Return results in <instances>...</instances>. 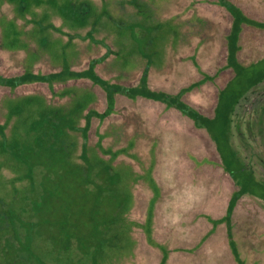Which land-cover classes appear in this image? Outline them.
<instances>
[{"label": "rangeland", "instance_id": "rangeland-1", "mask_svg": "<svg viewBox=\"0 0 264 264\" xmlns=\"http://www.w3.org/2000/svg\"><path fill=\"white\" fill-rule=\"evenodd\" d=\"M104 1L108 11L90 19L87 28H77L78 42L75 49H70L71 55L82 58V52H75L83 43L79 42V34L88 33L90 43H100L104 51L113 53L105 67L98 70L100 76L118 75L128 87L148 79L152 90L172 94L190 87L195 105L205 98L210 112L218 102L221 110L227 107L229 98L238 97L233 113L228 121L213 122L208 132L196 128L188 117L161 102L141 96L131 101L122 95L116 101L120 113L102 120L91 118L92 130L102 124L104 139L100 147L96 141L91 145L88 142L84 149L83 137L76 129L77 120L83 121L82 109L85 113L90 109L103 113L106 109L104 92L99 86L87 79H73L67 83L71 93L59 85L58 93L52 95L46 83H33L26 91L19 90L18 95L0 84V124L6 126L0 133V203L17 205L19 224H24L26 232L34 236L25 238L29 244L23 246L24 251L2 255L0 247V264H159L160 248L148 246L143 230L132 227L127 220V206L132 199L124 203L123 223L114 225L110 204L115 202L110 198L113 200L119 194L110 192L109 183H105L100 209L93 211L97 202L94 185L105 179L97 175L98 166L101 160L109 159V139H122V135L135 130L140 131V140H127L117 158L120 162L115 163L122 164L121 167L126 163L139 165L143 169L152 168L150 163L154 160L160 163L155 173L165 195L161 209L157 208L155 213L154 237L158 244L168 247L167 264H238L227 240L225 223L214 227L208 218L220 219L226 214L231 194L239 189L231 182L240 177L247 179L248 192L237 199L232 212V216L236 213L242 217L232 221L234 248L244 264H264V80L256 83L264 76V29L242 26L238 61L245 69L227 90L219 92L233 75L232 69L221 68L227 62L225 35L231 30L232 17L214 4L216 0H135V4L123 0L122 7V0ZM230 1L247 17L264 22V0ZM113 4L119 7L115 5L114 10ZM198 18L206 23L200 24ZM61 22L56 26H66L65 21ZM55 33H45L44 45L35 40V48L23 46L25 39L20 36L22 50L0 48V75L21 74L27 61L35 73L44 75L59 69L66 58L48 50L61 39ZM199 50L205 58L202 56L201 62L205 73L192 63V52ZM81 65L79 68L86 67L87 60ZM204 74L209 79L196 85L195 81L202 80ZM87 89H94L100 98L94 100ZM62 91L64 96L59 97ZM187 97L182 98L187 101ZM187 102L192 104V98ZM48 106L60 113L51 116ZM111 123L115 128H109ZM53 150H57V156ZM83 151L89 165L83 160ZM43 165L50 172L49 177L41 174ZM26 170H31L35 178L29 172L28 178L11 179L13 175L22 177ZM117 186L122 195L129 194L127 182L121 181ZM141 196L143 199L137 201L133 210L138 221L144 217L146 206ZM33 201L37 208L32 211L28 208ZM242 221L246 227L240 230ZM50 224L57 226L56 231ZM87 226L88 231L92 227L95 231L91 242L85 244ZM248 229L253 232L251 240L243 235ZM259 239L256 250V245L251 244ZM61 244L65 250H60ZM92 256H97V260L93 261Z\"/></svg>", "mask_w": 264, "mask_h": 264}, {"label": "trees", "instance_id": "trees-1", "mask_svg": "<svg viewBox=\"0 0 264 264\" xmlns=\"http://www.w3.org/2000/svg\"><path fill=\"white\" fill-rule=\"evenodd\" d=\"M134 1L135 0H130L128 2L135 4L137 0L135 2ZM120 3L122 7V5L124 4L123 0L120 1ZM214 4L224 8L232 17L231 30L227 35H225V39L227 42V64L225 68L232 69L234 74L233 77L230 79V81H228L227 85L223 89L219 90V92H222L227 90L228 87H230V85L235 80L238 79V77H241L242 72L245 69L243 64H240V62L237 59V53L241 50L239 40H240V33L242 31V25L245 24L259 29H264V22L256 21L254 19L247 17L243 13V11L239 7H237L234 3H232L230 0H216ZM115 5L116 4H113L114 10L116 9V7H119L118 6L119 4L116 5V7ZM106 10L108 11V8H107V3L104 0H0V48H4V49L7 48L9 49V51H13V52H16L17 50H22L23 47H20L18 42L19 36L21 37V39H25L21 43L23 46H28L29 48L30 47L35 48V40H37L40 43V45H44L45 41L42 38L45 36V33H47L48 31H54L56 32L55 33L56 35H60L61 39L59 42H56L58 44L55 47L48 48V50L51 52L52 55L59 54L63 56V58L66 59L69 58V60L66 61L65 59L63 63L61 62V67H59V69H56L55 71L44 75L41 73H35V71L32 69L33 67H31L28 61L26 60L27 63L23 65V72L21 74L12 77H3L0 75V84L7 86L8 89H10L11 93H15L18 95H19V90L24 88V91H26L25 88L26 87L28 88V86H32L31 84L33 83H46L52 95L53 93L57 94L59 91L58 88L60 87H62V89L65 88L66 90H68L69 88H67V83L68 81L70 80L72 81L73 79H81V78L87 79L90 80L93 85L99 86L101 91L104 92L106 109L104 110L103 113L96 112L95 110L92 111L91 109L88 111V113H85V111H83L82 109L80 114H84L82 117L83 121L81 120L79 122V120H77L76 129L77 131L80 132V135L83 137L84 149L87 148L88 142H90L91 145L97 141V147H100L101 141L104 139L100 131V126L102 124L99 123L98 127L96 125L92 130L91 118H93V116H96L100 120H102L104 117L108 115L110 116L111 114L120 113L121 109L118 108V104L116 101L119 99V97H122V95L127 97V100H131V101H133L132 100L133 98H137L141 96L157 102H161L166 106V108L168 109L174 108L178 110L183 116H187L188 118H190L193 121V124L196 128L198 129L203 128L208 132H210L209 129H211L213 122H217L219 119H224L225 121L230 120L229 117L233 113V106L234 104H236L238 97L229 98V102L228 104H226L227 107L223 109L221 107V110L219 108L220 102H218V105L215 107V116L210 119L208 117L201 115L197 110L189 106L182 99L184 92L189 91L190 87L182 88L178 94H172V93L164 92L162 90H152L148 86L149 85L147 82L148 79L147 80L141 79L139 85L134 87L132 86L128 87L126 84H123L120 81V76L118 75L116 76L110 75L109 78L100 76L98 70L105 67L106 60H108L109 59L108 57L113 53L110 52V50L108 52L104 51L102 49V44L100 43H97L96 45L90 43L89 42L90 34L88 33L86 34L81 33V35L79 34L80 37L79 42H83V43L80 45V49H78L75 52L76 53L82 52V58L76 57L78 55L76 56L71 55L70 49L71 48L72 50L75 49L76 48L75 45L78 42L76 40L77 28L80 29L87 28L89 26V23L91 22L90 19L94 20L95 17H99V15L101 16L102 14L106 13ZM198 19H200L201 21L200 24H202V22L206 23L204 19L202 18H198ZM58 21L60 22L62 21L61 24H63V22L65 21L66 26L64 27L61 25L56 26V23ZM31 24L32 26H35L33 30H31L32 27ZM67 30H71L73 31V33H69V31ZM29 39L31 40V42ZM90 44L92 46H90ZM92 51L93 54H91ZM25 54L27 56L26 52ZM86 60H87V66L83 68H79L82 66L81 64ZM195 62L196 61L193 59L192 63H194L200 71L199 65ZM72 68L76 70L74 71L72 70ZM206 79H209V76L207 74H204L203 79L200 80L199 82L202 83L206 81ZM260 80H264V76L261 79L257 80L256 83L259 82ZM59 85L61 86L58 87ZM196 85H198V83H196ZM194 86L195 85L193 84L191 88ZM68 91L71 93V90ZM87 91L93 93L94 100L100 98L98 93L94 91V89L92 90L87 89ZM20 92L22 93L23 91L21 90ZM69 92H67V94ZM61 95L64 96L63 91L62 93H59L58 96L62 97ZM136 101L137 100H135V102L133 103L134 106H136L135 104ZM51 102L52 101H50V104H52ZM74 102L75 101H72V103ZM123 106L125 109H127L126 108L127 106L125 105ZM52 108L55 107L48 106V113L51 116L56 117L60 112L59 110H53ZM220 113H222L221 114L222 116H220ZM73 119L68 121L70 122ZM110 126L115 128L112 125V123L109 124V128ZM216 126L217 125H215L214 128L212 127L213 130H215ZM5 128L6 126L4 125V123L0 124V133H2V131ZM131 133H130L131 135L129 134L130 136L122 135V139L119 138V136L113 137L111 140L109 139V150H108L109 159L107 161L101 160L100 165L98 166L99 169L97 168L99 171L97 175L99 176L101 174L99 178H105V179L100 180V184L94 185L97 188L94 195L95 198L97 199V202L94 206L93 211L100 209L99 204L101 202V197L105 196V193L102 191L103 188L102 186L105 183H109L110 192H115L119 194V196L115 199L113 198V200L110 198L111 201L115 202L112 205L110 204V207L113 206L111 207L113 212V215L111 217V223L113 222L114 225L116 224L121 225L123 223V220H121L122 218L121 216L126 214L125 211H122V209H124L125 207L124 203L128 201V199L129 201H131L132 199L133 200L132 204L127 206V212H128L127 220L129 224L132 227L135 228L139 227V229L143 230V234L145 235V240H144L145 243L148 246L150 245V247L153 249L160 248L159 250L162 251V257L160 259L159 264H167L168 263L167 259L169 256L168 247L166 246L165 248L160 244H158L159 242H157V240L154 237V233H155L154 230L156 223L155 213L159 209V207L161 209L162 198L163 195H165L164 186L161 185V182L159 181V178L156 176L155 173V169L156 167H158L160 163L156 162L155 160L152 161L150 163L152 165V168L149 169H143L139 165L131 166L128 165L127 163H126L127 165L125 164L124 167L123 166L121 167L122 164L118 163L116 165L115 163L118 160L117 159L118 156L121 154V150L124 149L127 140H133L132 141L133 143L135 142L137 143V141L140 140L139 130H135L134 132ZM110 136L111 134L109 133V137ZM53 141L56 142L57 139H54ZM215 144L217 145L216 142ZM97 151H103V150H97ZM53 155L57 156V150H53ZM83 155H84V151L82 154L83 160L85 163H87V165H89L90 162L88 160V157L85 156L84 158ZM120 160H118V162H120ZM105 163H109V164H105ZM24 164L26 165V163ZM45 168H46L45 165H43L42 170H40V172L45 177L47 176L49 177L51 174ZM29 172L31 178H35L34 173H32L31 170L29 171L26 170L25 174L22 177L13 175L11 179L15 181L16 178L17 179L28 178ZM231 174L232 176H234L233 173ZM88 175L90 174L88 173ZM240 179L242 178L240 177ZM240 179L238 178L237 180H234L236 181L234 182L235 185L239 186V189L235 190L231 194L229 205L227 211L225 212L226 214L220 219H212L208 217L207 218L213 223L214 227H216L219 224L225 223L227 240L229 245L233 247L232 251L235 256L234 258L238 264H244L241 258H239L238 249L234 248L235 230L231 219L232 212L237 199L248 192L247 179L244 180L242 179L241 183L239 182ZM121 181L127 182V185L129 187L128 189L129 194L127 196L122 195V193H120V187L117 186L118 184H121ZM140 194L144 196V199L146 201L145 203L146 206H145L144 217L142 218V220L138 221V219L134 217L133 210H135L136 208L137 201L143 199L142 196L140 197ZM0 204H1L0 247H1L2 255H7L9 252H13V251H16V253L20 251H24L25 250L24 248L27 246V244H29V242L26 243L25 238L34 237L32 236L33 234L31 235L28 234L25 228L23 227L24 224H19L21 220H19L20 219L19 217H16V214L20 213V211H16L17 205L9 204L8 202H4V201L3 203ZM30 208L32 211L33 209L37 208L34 201L29 206L28 209ZM106 208L108 209L109 206H107ZM238 219L242 220L241 217H237L236 221H238ZM107 223L109 224V220H107ZM245 223L246 222H243V225L240 227V230L242 229L243 226L246 227ZM248 225L251 226L252 223L251 224L249 223ZM50 226L52 227V230L56 231L57 226L53 227L51 224ZM253 226H255V224H253ZM86 229L87 230L85 231H87V234L84 236V242H86L85 244L91 242L89 239L94 238L95 227H92L90 231H88L89 229L88 226ZM246 232L248 234L245 233V231H244L245 234L243 233L242 234L245 236V238L251 240L253 238V232H250L249 229ZM237 234H239V232ZM170 240H167V242H169ZM23 241H25V243H23ZM259 241L260 239L256 242H253V244H251V245H256L255 248L256 250L258 248L257 243ZM16 243L18 244L19 247L14 246ZM59 246L61 247L60 248L61 251L65 250L62 244ZM251 250L253 251V249ZM91 259L93 261L94 260L96 261L97 256H92Z\"/></svg>", "mask_w": 264, "mask_h": 264}, {"label": "crops", "instance_id": "crops-1", "mask_svg": "<svg viewBox=\"0 0 264 264\" xmlns=\"http://www.w3.org/2000/svg\"><path fill=\"white\" fill-rule=\"evenodd\" d=\"M257 21V20H256ZM231 25H232V22H231ZM243 26V25H242ZM240 52V51H239ZM238 52V53H239ZM238 53H237V59H238ZM202 53L200 52V50H199V52L197 51V52H192V54H191V57L196 61L195 63H197L198 65H199V67H200V71H201V73H205L204 72V70H203V64L201 63V62H203L202 60V56H203V58H204V55H201ZM190 57V56H189ZM199 58H201V59H199ZM205 59V58H204ZM200 60V61H199ZM226 64H227V62H226ZM226 64H224V66H222L221 68L223 69V70H225V69H228V68H225V66H226ZM230 69V68H229ZM221 70V69H220ZM222 70V71H223ZM233 71V70H232ZM233 74H234V72H233ZM233 77V75L230 77V79ZM230 79L228 80V81H230ZM228 81L224 84V86H222V87H220L219 89H218V91L219 90H221V89H223L226 85H227V83H228ZM195 83H198L199 84V80L198 81H195ZM203 83V82H202ZM200 84H201V82H200ZM195 89V88H194ZM181 90V89H180ZM193 90V89H192ZM191 89L189 90V91H187V92H184V94H183V96H185V97H187V96H191V94L192 93H190L191 91H192ZM179 92V91H178ZM182 96V97H183ZM203 97V96H202ZM201 97V98H202ZM188 98V97H187ZM192 98V101H193V103L192 104H190L189 102H187L188 100H190ZM191 98H188V100L187 101H185L183 98V100L187 103V104H190L189 106H191L192 108H194L195 110H197L201 115H203V116H205V117H208V118H213L214 116H215V108H213L214 110H212V112H210V111H208L209 110V105L204 101L205 100V98H203L202 100H198V101H200V103L201 104H198L197 106L195 105V101L193 100V96H191ZM222 113H220V116H222L221 115ZM187 117V116H186ZM190 119V118H189ZM191 120V119H190ZM191 122H192V120H191ZM193 127V126H192ZM209 142H211L210 141V139H209ZM213 146L214 145H216V144H212ZM211 145V146H212ZM215 147V146H214ZM214 147H213V150H217V148H215L214 149ZM221 170V169H220ZM221 171H223V170H221ZM224 172V171H223ZM229 178V177H228ZM231 183H233L234 184V186L236 187V185H235V183L232 181ZM233 192V191H232ZM235 213V212H234ZM237 217H239V216H237L236 215V213L231 217V219H232V221H234ZM242 218V217H241ZM227 243V242H226ZM228 244V243H227Z\"/></svg>", "mask_w": 264, "mask_h": 264}]
</instances>
